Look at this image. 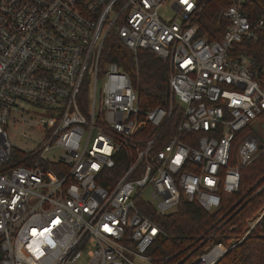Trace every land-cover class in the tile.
<instances>
[{"label":"built area","instance_id":"1","mask_svg":"<svg viewBox=\"0 0 264 264\" xmlns=\"http://www.w3.org/2000/svg\"><path fill=\"white\" fill-rule=\"evenodd\" d=\"M166 1L0 0V264H155L163 231L145 209L216 211L264 149L249 131L264 121V66L233 47L264 32V14L226 0L210 41L196 21L207 0H173L170 19ZM111 34L167 61L165 105L139 106L129 74L102 63Z\"/></svg>","mask_w":264,"mask_h":264},{"label":"trees","instance_id":"2","mask_svg":"<svg viewBox=\"0 0 264 264\" xmlns=\"http://www.w3.org/2000/svg\"><path fill=\"white\" fill-rule=\"evenodd\" d=\"M224 2L207 0L196 19L199 34L210 41H220L223 37L226 23L219 27L215 24ZM243 12L253 22L264 14V0H245ZM233 47L236 52H245L254 58L258 67L264 66V32L256 40L246 38ZM101 59L103 64L116 63L129 74L138 92L139 106L149 109L167 103L169 67L166 60L144 49L134 54L113 34L105 40ZM261 209L264 211V149L240 169L238 190L223 192L216 211H208L196 199L186 198H181L176 209L167 214L145 209L163 231L147 253L155 264H187L208 247L222 243L230 248L214 264H264V212L252 227L248 224Z\"/></svg>","mask_w":264,"mask_h":264},{"label":"rangeland","instance_id":"3","mask_svg":"<svg viewBox=\"0 0 264 264\" xmlns=\"http://www.w3.org/2000/svg\"><path fill=\"white\" fill-rule=\"evenodd\" d=\"M172 1L173 0H167L166 4H164L162 7H160V9L158 11L160 16L166 17L167 19H170L173 16V11L170 8V5L172 4ZM215 25H216V27L220 26L217 23V19H216V24ZM102 82H103V78L100 77L98 79V83H97V86H98L99 90L101 89ZM23 131H25V130H23ZM249 131H251L257 137H259V139L262 141V143H264V121H252ZM10 138L15 141V143H14L15 146H21V145L26 144L29 147H34V145H35L34 142H25L24 139L21 136L15 137L13 133H10ZM39 139H40L39 134L33 135V140H39ZM237 151H238V145L233 150V153H232L233 160L235 159V155L237 154ZM261 210L258 211L252 218H250L248 220V224L250 225V227H252L261 218L260 216H262V214L264 212L263 210L262 211ZM244 236H242L240 239H243ZM227 246H229V245H227Z\"/></svg>","mask_w":264,"mask_h":264},{"label":"water","instance_id":"4","mask_svg":"<svg viewBox=\"0 0 264 264\" xmlns=\"http://www.w3.org/2000/svg\"><path fill=\"white\" fill-rule=\"evenodd\" d=\"M264 147V145L263 144H260V148L262 149Z\"/></svg>","mask_w":264,"mask_h":264},{"label":"snow or ice","instance_id":"5","mask_svg":"<svg viewBox=\"0 0 264 264\" xmlns=\"http://www.w3.org/2000/svg\"><path fill=\"white\" fill-rule=\"evenodd\" d=\"M185 2H186V0H185ZM189 7H191V5H189ZM177 159H179V158H177Z\"/></svg>","mask_w":264,"mask_h":264}]
</instances>
